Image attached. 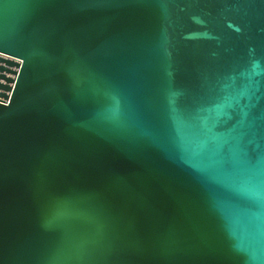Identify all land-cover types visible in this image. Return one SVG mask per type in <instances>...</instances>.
<instances>
[{
    "label": "water",
    "instance_id": "1",
    "mask_svg": "<svg viewBox=\"0 0 264 264\" xmlns=\"http://www.w3.org/2000/svg\"><path fill=\"white\" fill-rule=\"evenodd\" d=\"M0 264H264V0H0Z\"/></svg>",
    "mask_w": 264,
    "mask_h": 264
},
{
    "label": "built area",
    "instance_id": "2",
    "mask_svg": "<svg viewBox=\"0 0 264 264\" xmlns=\"http://www.w3.org/2000/svg\"><path fill=\"white\" fill-rule=\"evenodd\" d=\"M12 59V58H11ZM14 60H16V59H14ZM16 61H18V60H16Z\"/></svg>",
    "mask_w": 264,
    "mask_h": 264
}]
</instances>
